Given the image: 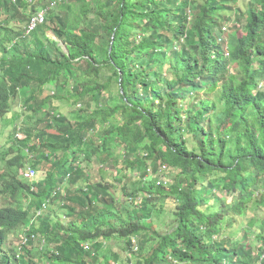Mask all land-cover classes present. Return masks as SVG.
Here are the masks:
<instances>
[{
  "label": "trees",
  "instance_id": "trees-1",
  "mask_svg": "<svg viewBox=\"0 0 264 264\" xmlns=\"http://www.w3.org/2000/svg\"><path fill=\"white\" fill-rule=\"evenodd\" d=\"M263 82L264 0H0V118L21 99L28 119L0 167V264H118L95 249L114 240L126 264H264V222L228 231L264 208ZM56 203L67 222L43 217Z\"/></svg>",
  "mask_w": 264,
  "mask_h": 264
},
{
  "label": "rangeland",
  "instance_id": "rangeland-1",
  "mask_svg": "<svg viewBox=\"0 0 264 264\" xmlns=\"http://www.w3.org/2000/svg\"><path fill=\"white\" fill-rule=\"evenodd\" d=\"M251 0H238V5L239 7H242L243 10H245V6H247L248 3H250ZM25 26H27L26 23L24 22H14L13 24V28L18 30H23L26 28ZM229 27L230 24H229ZM228 27V29L225 32V37L228 38L230 32L229 30H231ZM48 35L53 38L56 39L54 34L52 32H49ZM115 83H113L114 85ZM262 86L264 87V82L262 83ZM54 88L52 86H49L48 90L52 91ZM113 93L117 94L118 92V88L114 87L112 90ZM201 95H203V93H201ZM107 96V95H106ZM110 97V95L108 94V96L106 97L107 99ZM205 98V96H204ZM192 98L189 97L188 101H190ZM191 102V101H190ZM60 106V111L63 113L68 114V116H73L74 110L73 107H69L68 106V102H57ZM28 121V119H26V113L24 111V107L22 105V100L18 99L14 109L12 110V112L8 115H6L5 117L0 118V167H2L5 164V161L8 159V157H10V155H12L13 153H15V143H14V139H23L25 137V135L23 134L22 131H19L20 128L22 126L25 125V123ZM18 134H19V138H18ZM14 143V144H13ZM193 140H191L190 142V146H192ZM31 159V157H30ZM32 161V160H31ZM86 167H88V169H90V173L91 176L89 177V181L88 183H96L98 180H101L99 177V171H98V167L97 165L93 162L91 164H89V166L87 165ZM37 172V170H36ZM164 174V173H163ZM175 172H170V176L168 173L169 178H172L173 176H175ZM45 171L43 170H38L37 172V176L33 179L30 180L28 178V175H25V182L28 185H31L32 183H39L41 181H44L45 179ZM117 173L116 171H113L111 168H108L107 172L103 173V178L102 181H107L108 183H112L114 185V190L116 191V194L118 196V198L125 200L128 199L125 196L124 191L122 190L123 186L119 183L115 181V178L117 177ZM162 175V174H161ZM170 183V182H169ZM84 184V181L81 182L80 186L82 187V185ZM143 186V182L140 178L139 175H135L133 181L128 185V188L130 191H135L140 189ZM217 197L218 198H224L225 200L228 201V203H231L233 201V197L229 194H226L224 191H218L217 192ZM164 203V210L170 213V210L172 209L171 206V202H168V199H165V197H162L160 199V203L159 205L162 204V202ZM167 213L166 214H162V216H159L158 220H161V224H165L166 222L171 223L172 221V215ZM67 213L65 211V209H63L59 204H55V205H50L49 208L45 209L43 211V217H45L47 220L51 221V222H55L58 220H62V221H66L67 222V217H66ZM66 217V218H65ZM245 220H241L236 227L229 229V232H237L238 234L241 233V231H243V229H252V232L254 233L253 235H251V240L254 241L256 238V232L259 229L258 225L262 224L264 222V208H257L256 205L252 206L251 208L248 209L246 216L244 217ZM39 222H35V225H38ZM40 228H42L43 224L39 225ZM162 226V225H161ZM166 225H163L161 228H163ZM168 227V226H167ZM26 230V227L23 228H18L16 229L13 233L10 234V236H8V239L6 240V243L4 245V251L9 252L10 250H14L17 248H19V245L22 242V237L24 234V231ZM38 244H36L39 248L40 243L39 241L37 242ZM37 249V248H36ZM95 249H97V251L104 256H108L109 258H113L114 254L119 255L120 257V261L118 264H126V260L127 258L130 257V255L126 252V245L124 242L122 241H111L108 242L107 244H102L98 247H95ZM129 255V257H128ZM131 258V257H130ZM129 258V259H130ZM134 259V258H133Z\"/></svg>",
  "mask_w": 264,
  "mask_h": 264
},
{
  "label": "built area",
  "instance_id": "built-area-1",
  "mask_svg": "<svg viewBox=\"0 0 264 264\" xmlns=\"http://www.w3.org/2000/svg\"><path fill=\"white\" fill-rule=\"evenodd\" d=\"M44 20H45L44 12L33 18L30 24L28 25L27 34L33 32L36 29L37 25L42 24ZM27 174L30 179H34L37 175V172L33 168H28ZM135 246L137 247L136 241H135Z\"/></svg>",
  "mask_w": 264,
  "mask_h": 264
},
{
  "label": "clouds",
  "instance_id": "clouds-1",
  "mask_svg": "<svg viewBox=\"0 0 264 264\" xmlns=\"http://www.w3.org/2000/svg\"><path fill=\"white\" fill-rule=\"evenodd\" d=\"M28 28V27H27ZM21 129V128H20ZM20 131V130H19ZM18 138H19V134H18ZM28 168H32V167H27V169H26V171H25V175L27 174V170H28ZM34 169V168H33ZM28 175V174H27ZM37 176V175H36ZM29 178V177H28ZM30 179V178H29ZM30 180H33V179H30ZM45 210V209H44ZM41 214V212H39L38 213V215H40Z\"/></svg>",
  "mask_w": 264,
  "mask_h": 264
},
{
  "label": "water",
  "instance_id": "water-1",
  "mask_svg": "<svg viewBox=\"0 0 264 264\" xmlns=\"http://www.w3.org/2000/svg\"><path fill=\"white\" fill-rule=\"evenodd\" d=\"M62 45V44H61ZM64 47V49L67 51V47L66 46H63Z\"/></svg>",
  "mask_w": 264,
  "mask_h": 264
}]
</instances>
